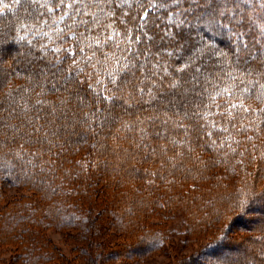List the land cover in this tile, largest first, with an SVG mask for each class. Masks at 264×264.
<instances>
[{
	"label": "trees",
	"instance_id": "trees-1",
	"mask_svg": "<svg viewBox=\"0 0 264 264\" xmlns=\"http://www.w3.org/2000/svg\"><path fill=\"white\" fill-rule=\"evenodd\" d=\"M167 2L116 0L123 5L118 17L129 6L131 12L126 23L117 19L108 29L107 46L103 31L86 33L70 10L47 13L60 0L31 7L21 0L0 14V249L12 247L13 261L65 262L47 235L54 229L78 231L76 241L84 234L90 251L82 264H142L168 245L179 217L181 246L209 238L175 264H264V125L255 129L264 121V80L256 76L264 71V0H235L239 8L225 13L228 28L195 26L191 44L203 37L227 53L202 58L195 88L194 71H174L188 52L183 58L165 52L156 75L153 59L147 77L137 70L120 78L116 70L132 59L129 48L147 46L135 41L140 33L132 31L133 18L140 23L147 10V22L161 25L151 29L159 40L168 13L148 5ZM66 10L70 15L61 21ZM20 24L27 27L18 33ZM164 61L171 76L162 73ZM173 81L181 86L170 91ZM176 93L187 103L169 108L164 101ZM227 102L237 105L231 123L219 114ZM186 110L199 119L186 117ZM11 188L22 193L8 196ZM73 254L65 264H74L79 254Z\"/></svg>",
	"mask_w": 264,
	"mask_h": 264
},
{
	"label": "snow or ice",
	"instance_id": "snow-or-ice-1",
	"mask_svg": "<svg viewBox=\"0 0 264 264\" xmlns=\"http://www.w3.org/2000/svg\"><path fill=\"white\" fill-rule=\"evenodd\" d=\"M29 6L36 3V0H27ZM0 4L3 6L0 7V14H3L5 10L11 11L13 7L21 4V0H13L12 3H4L3 0H0ZM229 0H168L167 3L160 4H149L148 8L153 10L163 9L168 13V23L165 25L163 29V34L160 35L159 40L156 39V33H151V29L155 27L156 29H160L161 25L155 23L153 21L151 24L147 22L148 11L146 10L144 16H139L138 19L140 23H135L136 17L133 18L134 28L133 32L138 31L140 34L135 35V41L138 44H144L147 41L146 48L132 50L129 48V51L132 52V59L123 65V67L117 68V74L120 78L126 77L129 73L135 74V71H140L145 74V77L148 75V64L155 59V64L153 67L156 69L155 72H152V75H156L157 72L161 71V58L167 52L169 56L175 55L178 58H183L184 53L188 52L187 62L182 63L179 69H175L177 75L183 76L184 74L194 71L195 75L192 76L193 80V88L196 85L200 84L198 79L201 74V60L204 56H208L211 58L212 56L224 58L227 56V53H224L218 49H216L213 41L208 39L205 43L203 37L197 41L196 45L190 43L192 40V36L194 34V29L197 24H203L209 28L219 29L220 27L228 28V25L224 23L225 13L229 11H235L239 8V4L235 3V0H232V7L229 8ZM44 7L43 5H40ZM123 7V5H118L116 0H70L69 3L65 4L64 0H60V3L47 6V13H53L55 10L59 9H68L72 13H75L74 23L79 27L82 26L86 33H91L93 31L100 32L103 31L106 34V39L103 41L104 46H107L109 42H111L112 37L107 35L108 29L112 27L117 19H120L121 23H126L123 17H127L130 15L131 7L129 6L128 12H122L121 16L118 17L116 13ZM169 7H171V11H169ZM109 9V11H105V9ZM43 13H41L42 15ZM69 11H64L63 15L60 16V20L63 21L66 16H69ZM32 16L35 18L36 13H32ZM103 18L101 20L100 18ZM157 19H162L161 17H157ZM232 19H237V17H233ZM239 19H243V17H239ZM6 27H8L6 25ZM27 27L25 24H20L16 31L19 33L21 29ZM236 25H233L235 28ZM261 27H264L262 25ZM170 29V30H169ZM232 32V29H228ZM9 31L11 28L9 27ZM151 33V34H150ZM46 35V34H45ZM195 35L199 36V33H195ZM233 35L239 37L241 34L239 32H233ZM20 40L24 39V36L18 37ZM31 43V41H29ZM97 45H101L102 41L97 39L95 41ZM162 43H166L171 51H168L167 48L162 47ZM198 45V46H197ZM41 48L44 49V46L41 45ZM154 49H158V51H154ZM83 51V49H80ZM44 51H47L44 49ZM71 51V50H70ZM59 63V58L57 59ZM77 61L75 59L72 60V65H76ZM162 73H166L169 76L172 75L169 72V66L167 62H163ZM260 66L264 68V61L260 62ZM69 72L72 71L71 66L69 67ZM54 75V74H53ZM256 76L259 80H264V71L256 73ZM231 79V77H229ZM219 79V78H218ZM67 82V77L65 78ZM112 82L114 84H118L119 80L117 76H113ZM161 83H163V76H161ZM152 84L156 86V80H152ZM180 81H173L171 85H169L170 91H175L178 87H180ZM255 84H253V87ZM264 88V85H261ZM143 93V89L140 90ZM161 93H164L163 88H159ZM188 90L185 89V93ZM227 91V89H225ZM245 92L251 91L250 88H245ZM151 93V89H149ZM202 96V93L200 94ZM232 93L228 92V96H231ZM179 96V100L177 97ZM154 95L149 97L150 100L155 99ZM106 99L112 100L113 97H106ZM169 108L179 109L183 103H187L185 96L176 93L172 96L171 99H165L164 101ZM37 103H40L37 101ZM218 109L222 107V105H217ZM239 107L243 108V105H239ZM237 105L231 102H227V109L220 112L219 114L224 117H228V122L231 123L232 120L235 119L232 116V110L236 109ZM15 111V109H13ZM55 111V109H53ZM250 109L245 108L244 112H250ZM191 115L194 119H199L198 112L185 111L184 115L187 117ZM210 114V113H208ZM262 115H264V110H262ZM39 118V117H37ZM264 125V121H258L255 129L258 132L260 127ZM234 126V125H233ZM183 127V125H181ZM203 127V126H201ZM213 128H220V125L213 124ZM251 127V125H249ZM33 131H38V128H33ZM142 131V130H141ZM227 131V129H224ZM209 137L212 136V132L209 131L207 133ZM247 139H251L248 137ZM223 143V141H222ZM212 145L215 146V141H212ZM235 151V149H232ZM19 155V153H17Z\"/></svg>",
	"mask_w": 264,
	"mask_h": 264
},
{
	"label": "rangeland",
	"instance_id": "rangeland-1",
	"mask_svg": "<svg viewBox=\"0 0 264 264\" xmlns=\"http://www.w3.org/2000/svg\"><path fill=\"white\" fill-rule=\"evenodd\" d=\"M21 190L16 188H11L6 191L8 196L20 195ZM260 209H264V205ZM171 227L173 229L174 235L172 239L162 250L155 252L145 259L142 264H175L181 259L182 256L192 253L201 243L205 242L209 237L196 241L190 245L181 246L179 241L181 240L183 226L182 221L179 217L173 218ZM50 240L56 245L58 250L63 254L65 262L60 264H65L72 260L74 256L73 253L78 252L79 256L74 261V264H82L85 260V257L90 251V247H87V241L84 239V234L81 237V241H76L75 235L79 236L78 231L72 230L67 232H58L54 229H50L47 232ZM81 235V233H80ZM97 239V238H96ZM86 249V250H85ZM84 250V252H83ZM218 251L222 256H228L229 252L225 251L224 248H218ZM14 252L12 247H5L0 249V264H19L18 262L13 261Z\"/></svg>",
	"mask_w": 264,
	"mask_h": 264
}]
</instances>
